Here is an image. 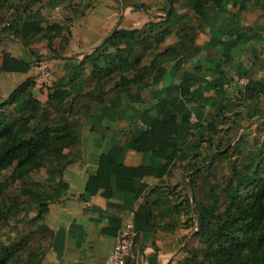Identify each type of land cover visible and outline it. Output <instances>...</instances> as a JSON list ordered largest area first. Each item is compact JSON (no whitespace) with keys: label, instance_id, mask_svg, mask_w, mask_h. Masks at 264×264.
<instances>
[{"label":"trees","instance_id":"16d2710c","mask_svg":"<svg viewBox=\"0 0 264 264\" xmlns=\"http://www.w3.org/2000/svg\"><path fill=\"white\" fill-rule=\"evenodd\" d=\"M36 1L40 0H0V43L9 36L24 49L18 57L0 49V75L14 79L0 94V174L10 167L11 178L17 183L9 189V181L0 179V264H40L51 235L45 224L48 205L62 197L68 186L63 170L80 156L82 112L103 106L118 109L128 92L142 101L154 99L159 94L155 87L168 70H173L171 75L179 85L191 88L196 120H190L192 111H172L149 124L148 109H135L136 117L148 124L135 135L137 150L159 157L161 164L157 168L125 166L119 160L122 149L113 147L100 156L87 190L112 186L114 178L118 191H130L138 197L145 189L139 182L143 176L161 177L178 160L184 161L180 165L181 188L150 189L133 212L135 222L143 228V238L148 235L146 226L155 225V207L149 203L155 195L157 206L169 211L164 226L172 225L170 230L184 210L189 211L188 219L179 222L184 227L194 220L191 211L195 213L198 230L194 235L205 246L204 257L201 260L194 250H187L179 264H264V139L260 144L244 141L251 123L264 126V82L250 78L245 85L233 86L226 71L211 78L202 76L200 66L193 71L182 67L184 58L197 47L196 36L207 24L211 7L232 23L240 13L226 8L228 0H184L177 9L173 7L175 0H163V15L139 28L117 26L93 50L77 58L63 56L71 28L43 27L42 9H32ZM65 6L72 13L69 21L73 24L83 14L80 3L45 0L49 10ZM171 32L173 43L153 51L147 64L141 63L139 48L151 40L161 41ZM41 40H46L50 54L46 58L62 62L61 74L46 85L43 101L35 94V88L44 86L34 80L33 68L41 57L32 49L33 43ZM209 84L212 92L207 89ZM230 129L237 138L232 151H222L219 135ZM180 135L188 141L185 151L176 141ZM218 159L228 162L229 172L221 193L227 204L217 213L204 202L209 193L199 194L196 188ZM41 168L47 172L45 178L31 179L30 173ZM12 217L22 230L14 225L15 231L2 234ZM207 258L210 260L205 263ZM125 264H131L130 259Z\"/></svg>","mask_w":264,"mask_h":264},{"label":"crops","instance_id":"0c3cea01","mask_svg":"<svg viewBox=\"0 0 264 264\" xmlns=\"http://www.w3.org/2000/svg\"><path fill=\"white\" fill-rule=\"evenodd\" d=\"M134 4L141 5L129 4L132 11ZM225 6L232 12L240 13L237 21L232 23L224 20L211 7L207 24L196 36L197 47L184 58L182 67L193 71L200 66L202 76L211 78L226 71L233 79V86L239 85L241 77L247 80L262 78L264 82V0H228ZM99 8L95 6L92 12H86L83 16L85 19L81 17L77 26L71 28L75 37L71 35L63 56H73L70 50L88 53L102 41L105 35L100 30L105 29L104 20L93 19ZM144 23L134 24L133 27L139 28ZM10 38L8 36L1 41L0 49L18 57L22 54V48L17 40L12 41ZM207 43L208 46L203 47ZM46 60L56 62L52 64L55 76L61 74V61ZM172 72L168 70L164 79L155 87L159 94L154 99L142 101L135 93L128 92L124 96L123 105L118 109L103 106L98 110L82 112L80 156L63 170V179L68 186L62 197L48 205L45 224L51 230V235L40 264H103L119 230L129 220L134 222L136 230L134 254L129 258L131 264H179L182 245L180 238L188 230L179 224L185 220L184 212L174 220L176 224L172 230L170 224L166 228L164 223L168 221L166 214L169 211L157 206L159 199L152 195L149 203L155 207L152 216L155 225L153 228L146 226L149 228L146 230V238H143V228L140 222H135L133 212L150 189L164 190L177 185L176 190H179L183 179L180 165L184 161L178 160L161 177L143 176L139 182L145 185V189L138 197L130 191H118L114 187V178L112 186L99 188L95 192L87 190L89 178L97 173L100 156L111 152L113 147L122 149L119 160L125 166L159 167L162 162L159 157L137 150L135 135L148 124L138 119L134 110L147 108V114L151 117L149 124L153 118H162L172 111L195 112L191 104V88L179 85L172 77ZM13 83L14 79L0 75V94L5 93L9 89L8 85ZM207 89L212 92L213 85L209 84ZM42 92V98L36 95L40 101L46 97V90ZM176 141L181 150L185 151L188 146L185 137L177 136Z\"/></svg>","mask_w":264,"mask_h":264},{"label":"rangeland","instance_id":"374dc122","mask_svg":"<svg viewBox=\"0 0 264 264\" xmlns=\"http://www.w3.org/2000/svg\"><path fill=\"white\" fill-rule=\"evenodd\" d=\"M73 1L76 3H80L79 11L83 12V14L80 17H78L77 20L73 21V24L71 21H69L72 13L67 6L61 8L59 7L52 8L49 10L48 8H45V0H40L39 2L36 1L32 5V9L34 10L38 8L42 9L41 11L44 13V19L41 25L45 28L46 27L51 28L52 26H59L60 28L68 26L70 28H73L75 25L77 26L78 21L81 19V17H83L86 14V12L89 11L92 12L93 10H95L94 9L95 6H99L100 8L97 12H95L96 14L93 15V19L104 20L103 27H105V29L100 30V32H102L103 35H106V33L110 32V29L114 25H116V23H118L117 26L133 27L135 26L134 24H141L149 20L155 19L157 15L164 14V9L162 8L163 0H73ZM183 1L184 0H175L173 3V7L175 9L179 8L180 5H182ZM126 2L141 3V5L140 8L138 9H135V7H133V11H132L131 10L132 6L130 5L125 6L127 4ZM83 18L85 19V17ZM131 24L133 25L131 26ZM71 35H74L75 37V33L73 34L72 32ZM72 40H75V38L72 37ZM174 40H175V35L173 32H171V34L166 35L161 41L151 40L147 45L141 46L138 51L141 63L147 64L153 51L161 49L166 45L172 44ZM32 49L35 51L34 53H36V55L38 54V56L40 57L42 56L46 57L50 55L46 47V40H41L39 42L33 43ZM22 50H23L22 52L24 53V49ZM74 51L75 50H70L69 52L72 53L70 55L74 54L77 58H82V56L84 55ZM55 63L56 62L54 61L50 62L49 60H46V58L45 59L40 58L39 60H36V63L33 66V68L37 70V73L34 76V80L36 81V83L40 84L38 82V79L42 72H48L49 74L47 77L49 78L48 83H50L51 80L55 78L54 75L55 68L52 66V64ZM241 78L246 79L245 77H241ZM240 79H239V85H243L240 83ZM48 83L43 85L44 86L43 88L41 87L35 88V93L36 95L40 96V98L43 97L42 91L43 89H45ZM192 115L194 116L193 118L196 119V115L194 114V112H192ZM241 122L244 123L243 121ZM250 125L251 126L247 130H245L246 134L244 136L245 138L244 141L246 143H251L256 140L260 144L264 139V126L257 127L254 123H251ZM237 135L238 134L234 130L230 129L227 130V132L223 130L219 135V148L222 151L225 150H229V152L232 151L231 146L236 140ZM232 157H235V154H232ZM228 172H229L228 162L225 159H218L213 163L210 174L205 179V181L203 177H201L198 180V186L196 188V191L199 194L209 193V197L205 198L204 202L207 203V205L213 212L218 213L219 211H222L227 204V198L222 196L221 193L225 190L224 178L228 175ZM46 173H47L46 170L44 168H41L39 170L32 171L30 173V178L34 180H43L47 175ZM0 179L9 181L10 183L9 189H13L17 184L16 181L11 178L10 167H7L4 170H2L0 174ZM217 195L219 196L218 199H216ZM184 214H185L184 216L185 220L188 219L189 211L184 210ZM191 215L194 217V220L192 222H189L188 226L183 227L188 230L185 236L180 238V245L181 244L182 245H181V252L178 256V261L179 259H182V257L186 254L187 250H194L198 254L199 259L201 260L204 257L205 246L201 244V242L198 239V236L194 235V233L198 230L197 219L195 218V213L193 211H191ZM208 218L211 219V215H208ZM14 225H17V229L20 228V230H22L19 222H16V218L12 217L10 219V225H7L6 227L2 228L1 233L5 234L15 231V229L12 228L14 227ZM209 260L210 259L208 258L204 259L205 263H208Z\"/></svg>","mask_w":264,"mask_h":264},{"label":"built area","instance_id":"2783aa9c","mask_svg":"<svg viewBox=\"0 0 264 264\" xmlns=\"http://www.w3.org/2000/svg\"><path fill=\"white\" fill-rule=\"evenodd\" d=\"M48 72H42L39 76L38 82L41 85L48 83ZM240 83L245 85L247 79L241 78ZM191 114L190 120L194 122L196 119ZM136 230L132 220L126 221L118 232L111 251L107 255L103 264H125V261L131 258L134 254Z\"/></svg>","mask_w":264,"mask_h":264}]
</instances>
